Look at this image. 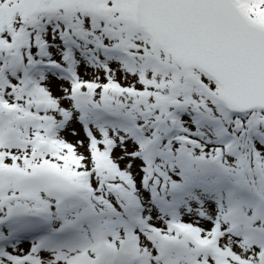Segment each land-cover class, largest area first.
Returning <instances> with one entry per match:
<instances>
[{
  "label": "snow or ice",
  "instance_id": "6c2138e0",
  "mask_svg": "<svg viewBox=\"0 0 264 264\" xmlns=\"http://www.w3.org/2000/svg\"><path fill=\"white\" fill-rule=\"evenodd\" d=\"M0 264H264V0H0Z\"/></svg>",
  "mask_w": 264,
  "mask_h": 264
}]
</instances>
